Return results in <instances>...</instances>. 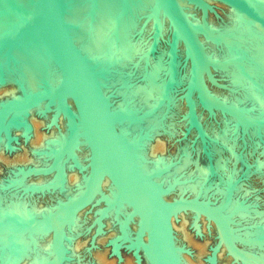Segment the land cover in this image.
<instances>
[{"label": "rangeland", "instance_id": "1", "mask_svg": "<svg viewBox=\"0 0 264 264\" xmlns=\"http://www.w3.org/2000/svg\"><path fill=\"white\" fill-rule=\"evenodd\" d=\"M22 3L24 6L31 4L30 0H22ZM11 4L12 2L10 1L3 3L2 8L6 5L10 7ZM224 7L228 6L222 2L211 0L205 8L195 5L185 13L191 21L192 19L198 21L197 24H201V22L204 23L203 20H205L207 26L214 34L221 33L226 37L228 36V41H232L236 35L233 34L232 30H229L233 27V23L227 22L226 18L229 16V13ZM238 24L240 23H237L235 26H238ZM138 34L139 32L136 31L133 41L137 42L138 40L139 42H137V44L141 46L145 45L144 48H146L147 43H149L152 38V34L148 33L149 35L147 34L143 40ZM167 35L164 32L161 42L162 44L166 43L168 46L169 41L166 42ZM203 37L205 41L204 43H202V41L200 43L208 56L220 62L229 58V55L228 57L225 55L222 47H219V45L215 43L213 44V42L205 36ZM148 40L149 42H147ZM148 48H146V51H148ZM105 52L107 53L108 51ZM139 52L141 51L136 52L135 55V58H137L136 62L134 58L124 65H120L117 61L113 60L112 57H109L111 55L109 52L107 53L106 61H104L103 65L98 69H108L106 73H111V71L116 70V73L112 72L113 74H117L118 71H123L117 74L121 77V80H114L112 83L106 84V90L110 92L109 94L112 97L111 100L114 105L120 98L117 91H119L118 93H122L125 90L124 88L142 82L143 77L137 72L136 66L144 54ZM6 60V57H0V66L2 68L4 67V70H8L7 65L5 66V64H7ZM209 67H211L210 72H205L206 78L203 76L209 92L212 93L214 97L217 96V98L222 99L223 102H228L230 104V102L235 101L234 94H239V89L230 86V74L228 73L227 75L224 69L212 68V66ZM180 68L184 69L183 60H181ZM127 73L130 76L133 75L131 81L129 80L132 77H129ZM208 74L211 76L208 77ZM4 82L5 80H3V82L0 80V83ZM42 84H44V82H39L34 88L40 87ZM110 84L112 86H110ZM177 87V90L171 88L169 97L166 98V101L162 105L157 106L159 110L161 109L160 111L156 109L148 114V116L151 117L150 122H141L138 124V127L136 125L134 128L124 126L125 128L122 132L129 135V142L133 143L134 140H137V148L145 149L149 145L156 147L153 152L149 153V151H147L145 155V157H147H144L143 160L148 164V170H150L149 175H152H150L151 181L153 182L155 178H158L157 182L153 183L157 188L164 190L159 191L160 195L161 193H165L163 196L164 199L168 200L177 196H189L193 194L194 191L192 188L195 187V192L198 190L199 193L203 192L206 194V199L203 198L204 201L220 203L226 191V181L229 183V177L232 179V177L239 173L244 164L237 154L238 150H243L242 141L239 139V130L234 127L235 123L233 121L228 123L230 125L229 127H232L228 132L230 136L229 141L233 142V140H235L241 145L240 147L238 146L239 144L234 146L233 153H231L228 147L226 148V146L220 144L218 138H216V135L218 136V132L221 130V126L227 124L225 123L226 120L224 119L223 113L220 111L222 114H213V112L210 113L203 108H198L196 114L201 126V131L199 132L195 128L197 125L189 117L188 106L185 99L186 85L184 84ZM114 89H118L116 93H114ZM19 93L20 87L15 77H8L6 82L0 86V105ZM159 95L154 94L147 101L143 102L142 100L138 101L137 98H134L133 94H130L127 97L128 99H125V104H123L126 106V104L133 103L132 112L137 114L155 105ZM172 103L176 106H180V108L177 109L173 107ZM182 104L184 106H182ZM236 105L245 106V108L251 112L250 116L262 110L260 107H257L258 105L249 100H242L239 104L236 103ZM38 106L39 107L35 108L31 107L29 109L30 112L26 114L23 113L21 119L20 116L17 118L18 121V119L22 120L24 117V122L28 124L32 123L33 127L27 134L25 130H23V127L22 129L18 126H14L13 123L10 122L12 115L2 128L3 132L1 131L0 135V264H48L52 259L51 257L54 255V244L51 240V236H54V232L52 234L46 229L34 231L28 229L22 230L20 228H25L26 223L39 218L38 215L42 217L50 214L53 212L52 209L54 207L58 208L61 205L62 201L66 199L65 197L76 191L78 192L79 182H74L72 178V180H70V187H59L57 185L53 186L52 184L55 177L50 173L53 171L52 163L54 162L51 161L53 160V155L49 154V151L52 150V148H58L60 139H63L65 135L64 131L61 130H64L65 126L63 125L66 124H63L65 122L62 123L64 120L63 117H60L61 115L56 116L58 125L51 121L57 112L55 111V106L48 100H42L41 104L39 103ZM213 110L215 111L217 109L213 108ZM36 119L37 121H34ZM38 123L40 124L39 126ZM7 125L9 131L5 133L4 128ZM9 125H12V127H9ZM54 125H57V128ZM116 125L118 130L122 128L121 125ZM48 130L51 132L52 130H58L59 132L57 133L58 135L55 134V136L49 133L52 139L45 141L47 144L45 142V144H43L41 138L44 134L49 135L48 132L50 131ZM61 134H63V136ZM141 139H145L147 142L144 144L140 141ZM247 139L249 140V137ZM78 148L76 147V150L79 151L81 155V162H83V164H81L83 165L82 167L77 168V163L74 162L72 157H63L64 159L62 160L64 162L65 171H67V173L69 171L70 173L73 169H76L77 172H80V178L82 180L84 176L82 170L88 166L89 163L87 160L89 156L85 155V148L82 149L83 153L81 151L82 147ZM244 153L247 156L246 160L250 167L254 165L256 160L258 162L259 160L264 162V154L260 153L258 150L248 149ZM156 162H158V165L155 166ZM156 167L159 168V171ZM252 169L248 171L244 169V173H240V175H243L241 177L242 186L239 188V191L235 192V194L233 193V200L236 205L243 204L244 207H247V205L248 207H252L254 206L253 204H255V206L260 207L259 209L261 211L263 210L262 215H264V176L257 175ZM200 184L201 186H199ZM109 192L104 189L99 193V196L97 195L86 204L83 211L78 215L77 225H74L76 230H74V228H69L67 225L65 226V245L68 247V252L70 251L69 249L73 251L68 257H65L63 264H67V261H71L70 264H146L141 249L134 248V245H136L135 239L137 238L139 230H136L138 223L136 225L134 220V224L131 221L128 226L126 225V231L124 230L125 234H123L124 231L122 227L125 224L124 221L126 217H124L125 215L123 216L122 213L125 212V210L119 212L115 208H111L109 206L110 204H105L106 200L104 196H108L106 194ZM253 201L257 202L252 203ZM234 206L229 209L230 212L233 210ZM105 208L107 211L104 212ZM229 211L227 214L230 213ZM102 213L104 214L101 216ZM180 215L174 219V228L176 230H171V235L174 236L172 237V242L174 241L175 244L178 243L176 246L180 245L182 250H185L184 252L189 255H196L197 251L204 244L205 251L200 254V258L208 264V250L216 236L213 224L211 222L209 223L207 219L205 221V219L203 220L197 216L195 218L194 213L190 211H182ZM99 218L101 225L100 229L97 223ZM194 218L195 226L193 224ZM256 218H254L255 221ZM228 219H232L229 223L236 231L239 229H241L240 231H244L245 229L249 230V228L252 229L256 225L254 220L251 221L246 216H244V218H239L238 213L234 212V210L231 215L228 216ZM262 220V222H264V216ZM177 230L178 232H176ZM121 233L124 236L121 237ZM176 233H178V235ZM184 233L187 235V238L184 237ZM133 238V245L130 244L128 246V243H130V240ZM114 241L118 242V254L113 248L114 245L112 243ZM257 249L264 252V243L261 246H257ZM137 253L141 261L139 263L135 260ZM218 262L219 264H241L240 259L230 258L229 254L226 252L219 256ZM49 264H52V261Z\"/></svg>", "mask_w": 264, "mask_h": 264}, {"label": "bare ground", "instance_id": "2", "mask_svg": "<svg viewBox=\"0 0 264 264\" xmlns=\"http://www.w3.org/2000/svg\"><path fill=\"white\" fill-rule=\"evenodd\" d=\"M9 1L13 2V0H1L0 1V8H1L0 9V13H1L0 14V29L4 27L6 24H8L10 21H13L15 18L19 16V12L17 11L16 8H14L13 4H11L10 7L6 5L5 7L2 8V4L7 3ZM16 1L19 2L20 4H23L20 0H16ZM261 1L264 3V0H261ZM30 2H31L30 5H27V6L25 5V6L35 7L36 0H30ZM176 2L179 5L182 12L185 13V12H188L190 8L194 7L195 5L201 8H205V6L209 4L211 0H176ZM155 8H156V15H155ZM224 9L229 13V16L226 18L227 22L233 23L232 25L233 27H231L229 30H232L233 34H235L236 36L234 37L233 40L231 39L232 41H228L227 40L228 36L226 37L225 35L221 33L214 34L207 26L205 20H203L204 23L201 22V24L200 23L197 24L198 21H196L195 19H192V21L189 19V21H190V25L192 26L204 28V31L200 29H194V28L190 29L191 33L193 34L197 42L199 52L204 57L214 62H220L219 60H213L212 57L208 56L206 51L203 50L201 43H200L201 41L202 43H204L205 41L203 36L210 39L213 42V44L215 43L219 45V47H222L227 57L229 55L228 59L220 63H212V62H209L199 57V68H200L199 76H200L202 87L206 95L210 99L214 100L215 102H218L226 106L231 111H228L224 107L214 104L208 101L207 99L203 98L202 95L200 94L197 84L193 81L191 84L188 97H187V94L185 96L187 97V99L189 98L191 102L192 111L190 108L189 101H187V99L185 98L187 102V106L191 112L189 114V117L191 120L194 121L197 127L200 128L201 126L198 122V119H197L198 116L196 114V110L198 108H201V109L203 108L207 112L208 111L210 113L213 112V114L215 113L219 114L222 112L224 115V119L226 120L225 123L227 124H224L221 126V130L218 132V136L216 135V138H218L220 144L226 146V148L228 147V150L231 153H233L232 152L233 147L238 145L239 142H236L235 140H233V142L229 141L230 136L228 132L229 130H231L232 127H229L230 125L228 123L230 121L235 122V125H234L235 128H238V126H241L244 129V133H243V141H242L243 150L240 151V159L243 163L247 165L245 170L248 171L249 169L253 168L252 170L254 173L256 172L257 175L264 176V162L260 160L258 162L256 160L254 162V165L250 167L246 160L247 156L244 153L246 150L250 149V150H258L260 153L264 154V36L255 26H253L246 18L239 15L233 8L228 6V7H224ZM62 13H63L64 21L66 23V28L69 32L71 39L73 40L75 45L78 47V49L81 51V53L85 57L86 62L89 65V67L93 71H95V74H96L95 78L100 86V89L107 102L108 107L111 109H114V107L119 108V111L116 112L117 113L116 124H119L122 127L119 129L121 138L123 139L127 148L129 149V151L135 158L137 164H139L140 167L143 169L142 171L148 172V164L143 159L147 151H149V153L153 152L154 149H156V147L149 145L145 149L137 148L136 147L137 140L136 141L134 140L133 143L129 142L130 141L129 135L124 134L122 130L125 128L124 126H130L131 128H134L136 125L138 127V124H140L141 122H145V123L150 122L151 117L148 116V114L151 113L152 110H149L148 112H146V114L145 113L140 114L141 116L139 117L134 116L135 114L132 112L133 103L126 104L125 106L124 101L130 94H133L134 98H137L138 101L142 100L143 102H145L150 97H152L154 94H157V95L162 94L161 90L163 91L164 86H165V91H166V92L164 91L165 99L160 104L162 105L166 101V98L169 97V94H170L169 92L171 88L177 90L178 89L177 86H181L184 84L186 85V82L187 83L190 82V79H191L190 52L186 46L185 41L182 38V35L179 32L176 33L175 47H174L173 52L172 51L170 52L169 43L171 40L170 35L173 29L172 21L164 5L161 2L156 7H154V0H62ZM237 23H240V24H238V26H235L237 25ZM136 31L139 32L138 36L142 38V40L145 39L148 33L152 34V43L150 39H149L150 42L149 40L147 41L151 43L149 48L147 47L148 51H144V49H146L144 48L145 45L141 46L137 44V42H139L138 40L137 42L133 41V37ZM164 32L166 33V35L168 34L166 36V42L169 41L168 46L166 45V43L162 44L161 42ZM149 43H147V46L149 45ZM104 50L108 51L107 53L110 52L111 55L109 57H112V59L117 61L120 65H124L128 61H132L136 57L135 56L136 52L141 51L139 53H144V56L139 60V65H137V68H136L137 72L141 74V76L143 77L142 82L137 83L132 86L129 85L130 87L124 88L125 90L124 91L122 90L123 91L122 93H118L119 92L117 91L118 89L117 90L114 89V93H116L117 91V94H119V97H120L118 100L119 103L117 101L115 105L110 99V94H109L110 92L106 90V87H107L106 84L112 83V81L114 80H121V77H119L117 74H120L123 71H118L117 74H113L112 72L116 73V70L111 71V73H106L108 69L98 70L100 69V66L103 65L104 61H106L105 59H106L107 53ZM3 56L4 58L5 57L7 58L6 60L7 64H5V66L7 65L8 70H4L3 69L4 67L2 68L0 66V80L2 82L3 80L6 81L8 77L13 76L15 77L16 82L17 81L21 82L22 88H24L25 86V88L31 89L32 87L34 88L35 85L39 84V82L51 83L57 80V78L59 77L58 68L45 44V41L40 36V29L38 25L35 26L33 35H24L20 39H18L15 43H12L10 46H6L3 49H1L0 57H3ZM181 60H183L184 62V69L180 68ZM209 66H212V68L224 69L227 75L228 73L230 74V80H231L230 86H232L235 89H239V94H234L235 101L230 102V104L228 102H223L222 99L217 98V96L214 97L212 93L209 92V89L207 88L206 83L204 81V77L206 78L205 72L209 73L211 70V67ZM135 71H134V74H135ZM203 71H204V74H203ZM127 75L129 77H132L129 80L131 81L133 79V75L130 76L128 73ZM210 76L211 75L208 74V77ZM110 86L112 85L110 84ZM106 93H108L109 95ZM64 96L66 98L67 107L70 109V112H71V118L73 120L74 127L72 128V126H70L69 121H66V125H63L65 126L64 130H61V131H64L65 135L63 136V134H61L64 138L60 139L59 145L57 144L59 149L52 148V150L49 151V154L53 155L52 158L54 162L52 163L53 171L50 174L54 175L55 177L52 182L53 186L57 185L59 187H62V186L70 187L71 186L70 180L73 179L74 182L75 181L79 182L78 189H77L79 191L86 183L87 178L95 165V161L92 158V155H91V152L88 146V142L85 136V132L77 117V114L75 112V109L71 101V98L66 92L64 93ZM47 100L55 106V111L57 112V114L54 115L51 121H53L54 124H57L58 121H56V116L61 115L62 113V110L58 104V95L48 98ZM68 100H69V103H68ZM242 100L252 101L256 105H258L257 106L258 108L260 107L262 110L250 116L251 112L247 110L245 106L236 105V103L239 104V102ZM41 102L42 101L34 102L33 104L22 105L21 107H18L13 112H11L7 118H10L13 115L11 117L12 119L10 120V122L14 124L19 123V125H22L20 126V128L23 127L24 129L23 128L22 129L25 130V133L27 134V132L31 130L33 127L32 123L28 124L24 122L23 121L24 117L22 118V120L18 119V121H17V118L20 116V119H21V116H23L22 115L23 113L26 114L31 107L38 106L39 103L41 104ZM172 106L176 107L177 109L180 108V106H176L174 105V103H172ZM182 106L184 105L182 104ZM213 108L219 111L217 110L214 111ZM156 109L158 111L161 110V109L159 110L158 107H155L154 110ZM154 113H158V112H154ZM34 121H37V119ZM63 122L65 121H62V123ZM4 124L5 123H3L0 126V132L2 131V128L4 127ZM39 125L40 124L38 123V126ZM7 128H8V125L6 126V129ZM56 131L52 130V132L50 131L48 132V134L51 133V134H54V136L55 134L58 135L57 133L59 131L58 130ZM247 136L249 137V140L247 139L248 138ZM51 137L52 136L50 134L49 135L44 134L41 138L42 143L45 144L46 143L45 141L52 139ZM146 142L147 141H145L144 139L142 140V143L145 144ZM238 146L240 147L241 145L239 144ZM76 147L77 148L82 147L81 148L82 153H83L82 149L85 148V155L89 156V159L87 160L89 164L88 166H86V168L82 170V172L84 173L82 180L80 178V172H77L76 169L75 170L73 169V171H71L70 173L68 171L67 173V171H65V167L63 166V160H62L64 159L63 157H72L74 162L77 163V168H80L83 166L81 165L83 164V162H81V155L79 151L76 150ZM256 159H259V158H256ZM104 176L106 175H103V177ZM242 176L243 175H240L238 181L231 186V199L228 205L220 212L222 216L227 214L229 209L232 208V206H234L235 203L233 200L234 198L233 195L235 194V192L239 191V188L242 186V179H241ZM103 177H102L103 181L102 179L100 180V183L102 185L99 183L98 185L99 187L97 186L96 191H99L100 193L101 191L105 189V191L108 190V192L111 191L113 193H118L117 192L118 189L116 190L117 187L115 186V184L113 185L108 177H104V178ZM157 180L158 178H155L154 183L157 182ZM192 190L195 192V187L192 188ZM157 191L159 192V191H164V190L157 189ZM159 195H160V192H159ZM164 195L165 193H161L162 197ZM205 195H206L205 193L202 194L201 196L202 199L205 198ZM196 197L200 199V193ZM104 198L106 200V203L108 204L110 203L114 206L116 205V208L117 209L121 208L122 212L123 210H125L127 213L128 210L132 208L131 204L120 193L118 194L116 199L112 201H110L107 198V196H104ZM256 202L253 201L252 203H256ZM86 204L87 203H85L83 206L85 207ZM253 205L254 206L252 207L251 206L248 207V205L247 207H244L243 204H238L237 205L238 207L234 209V212L238 213L239 218H242V217L244 218V216H246L251 221H253L254 218L257 217L256 221L254 220L256 225L252 229L249 228V230L245 229L244 231H240L241 229H239L237 230L238 231L237 232L236 229L233 228V230L236 233L242 234L244 236H256L257 234L264 231V222H262L263 221L262 218L264 216L262 215L263 210L261 211L259 209L260 208L259 206L257 207L255 206V204ZM83 206L78 208L75 212L67 216V218L65 219V223L66 225L69 224L68 225L69 228H74V230H76V227L74 225H77L78 216L77 217L75 216L77 212H79L81 209L84 208ZM105 211H107L106 208L104 209V212ZM181 212L182 211H178L171 215V218H170L171 219V230L175 229L174 219L177 216L179 217ZM50 214L43 216L42 218L43 221H40V222L31 220L29 223L25 224V227L31 224L34 226V228H27V229L35 231V230H45L51 226H55V230H54V238H55L54 239L55 241L54 242V257L55 259L54 260L58 259L56 264H63L64 261H62V259L65 260L64 257H68L73 250L69 249L70 251L68 252L67 251L68 247L66 248L63 247V238H65L64 237L65 235H63V231H62V234H60L59 242H57L56 225L58 223V220L51 221L49 218L46 219L48 216H50ZM103 214L104 213H102L101 216ZM137 215L138 214H136V212L134 211L130 212L127 215L124 223L128 224V222H131V221L133 223V220H134V223L136 222V225L138 223V226L136 228L139 229V232L137 233L138 235L137 240L139 243L136 242V245L134 246L136 248L138 247L140 248V246H137V245L142 246L144 250V251L141 250L142 256L145 258L146 264H149L147 255L145 252V242L142 240V235L144 239L146 237L145 229H144L143 222L139 219ZM228 216H227V219H228ZM197 217L203 220L205 219L200 214H197ZM230 220H228L227 223H229ZM97 221L99 225L98 227L100 229L101 227L100 218ZM210 222L211 221H209V223ZM125 224L122 227L123 231L125 230ZM176 232H178V230ZM176 234L178 235V233ZM183 235L185 238H187V235L185 233ZM140 239H141V242H140ZM112 244L114 245L113 246L114 250L118 254L117 242L114 241ZM177 244H175V242L173 241V246L175 248V252L177 254V258L180 264H206V262L202 261L200 258V254L204 253L205 251L204 244L197 251L196 255L187 254L186 252H184L185 250L184 251L182 250V247H180V245L176 246ZM262 244L263 243L258 244V245L256 244H239V245H241V247L243 246L244 248L255 251L262 258H264V252L257 249V246H261ZM225 252L229 254L230 258L232 257L237 260L240 259L238 256L231 254L225 246H221L219 253L217 254V258L215 259L216 264H219L218 262L219 256ZM135 260L138 263L141 262L138 253L136 254ZM246 262L247 264H254L253 262L248 261V260H246ZM246 262L241 260V264H246ZM66 263L70 264L71 261L69 262L67 261Z\"/></svg>", "mask_w": 264, "mask_h": 264}, {"label": "water", "instance_id": "3", "mask_svg": "<svg viewBox=\"0 0 264 264\" xmlns=\"http://www.w3.org/2000/svg\"><path fill=\"white\" fill-rule=\"evenodd\" d=\"M216 1L233 8L264 36V3L261 0ZM160 2L164 5L172 21L173 29L169 43L170 52L174 50L175 35L178 32L182 35L190 52L191 79L190 82L186 83L185 96L187 94L188 97L191 84L194 81L203 98L231 111L226 106L210 99L206 95L200 81L199 57L212 63H220L204 57L199 52L197 42L190 29L194 28L204 31V28L190 25L189 18L182 12L176 0H154V7ZM12 4L19 12V16L0 29V50L15 43L24 35H33L34 28L38 25L40 36L45 41L58 68L59 77L51 83L45 82L42 86L34 89L25 90L19 86L20 93L1 104L0 125L5 116L16 108L58 95V104L66 120L69 121L70 126L73 128L74 123L71 118V112L67 107L64 96L66 92L71 98L77 117L85 132L92 158L95 161V165L84 186L73 196H69L65 201H62L61 205L52 210L53 212L46 218H49L51 221L58 220L56 225L57 242H59L62 226L67 216L90 200L97 190L101 175L105 173L111 178L119 193L128 200L133 211L138 214L139 219L143 222L146 234L145 252L149 264H180L172 242L170 215L182 209L195 211V218L198 213H201L215 224L217 236L210 247L208 254L209 264H216L215 253L221 243L225 244L231 254L238 256L244 262L248 260L254 264H264V258L258 253L238 246L234 242V240H237L242 244L256 245L264 243V231L256 236H244L235 233L233 228L227 224L229 220L227 219V215L231 214L238 207L236 204L229 214L224 216L220 214L231 199V186L238 181L240 173L244 171L247 165L244 163L240 172L232 177V179L229 177V183L226 181L225 195L219 204L215 205L198 200L196 196L163 200L157 191V189H163L155 187L149 180V175L147 176L142 172L117 132L115 120L117 117L116 112L119 109L109 110L95 78V71L89 67L85 57L71 39L63 18L62 0H36L35 7H25L16 0H13ZM164 91L165 86L162 94L158 96L155 105L134 116L139 117L141 113L146 114L149 110H154L165 99L166 91ZM187 97L185 98L187 99ZM187 101H189L191 108L189 98ZM188 113H191L189 108ZM195 128L199 132L201 131V127L195 126ZM238 130L239 139L243 141L244 129L238 126ZM237 154L240 157L239 150ZM42 218L43 216L34 221H43ZM195 218L193 221L194 226ZM26 228H34V226L30 224L20 229ZM53 257H51L52 259L49 263L52 261V264H56L58 259L54 260L55 257Z\"/></svg>", "mask_w": 264, "mask_h": 264}, {"label": "flooded vegetation", "instance_id": "4", "mask_svg": "<svg viewBox=\"0 0 264 264\" xmlns=\"http://www.w3.org/2000/svg\"><path fill=\"white\" fill-rule=\"evenodd\" d=\"M20 1L22 2V0H20ZM2 6H3V5H2ZM151 20H152V19H151ZM152 22H153V21H152ZM161 22H162V21H161ZM153 24H154V23H153ZM160 39H161V38H160ZM151 43H152V38H151ZM151 43H149L148 46H150ZM148 46H147V47H148ZM147 47H146V48H147ZM144 51H146V49H144ZM144 51H143V52H144ZM142 54H144V53H142ZM138 56H139V55H138ZM136 59H137V58H136ZM136 59H135V62H136ZM134 65H135V64H134ZM137 65H139V61H138V64H137ZM136 67H137V66H136ZM5 82H6V81H5ZM5 82H4V83H5ZM4 83H0V85H1V84H4ZM17 83H18V86H21V87H22L21 82H18V81H17ZM44 83H45V82H44ZM186 83H187V82H186ZM23 86H24V85H23ZM99 87H100V86H99ZM24 88H25V86H24ZM26 89H27V88H25V90H26ZM32 89H34V88H32ZM27 90H28V89H27ZM101 92H102V91H101ZM111 92H112V91H111ZM161 93H162V90H161ZM106 94H108V93H106ZM108 95H109V94H108ZM192 96H193V95H192ZM65 99H66V98H65ZM110 99H111V96H110ZM43 100H47V99H43ZM68 103H69V100H68ZM54 104H55V103H54ZM72 104H73V103H72ZM35 107H38V106H35ZM35 107H33V108H35ZM73 107H74V106H73ZM0 108H1V105H0ZM108 108H109V107H108ZM115 109H119V108H118V107H114V109L109 108V110H115ZM121 109H122V108H121ZM28 112H29V110H28ZM197 113H198V112H197ZM9 115H10V113L7 114V115L5 116V118L3 119V121H5L6 118H7ZM61 115H62L61 117H63V119H64V121H65V124H66V121H67V120H66V117L64 116L63 111H62ZM8 119H9V118H7V120H6L5 122L2 121V122H1V125H2L3 123L6 124V122L8 121ZM5 124H4V125H5ZM1 125H0V126H1ZM13 125H14V126H18V127L22 126V125H19V123H17V124H14V123H13ZM115 126H116V120H115ZM9 127H12V125H9ZM4 129H5V133H8V132H6V131H9V130L6 129V127H5ZM10 129H11V128H10ZM116 130H117V132H118L119 135H120V130H118L117 127H116ZM144 131H145V130H144ZM2 132H3V130H2ZM0 135H1V132H0ZM120 136H121V135H120ZM122 140H123V139H122ZM144 140H145V139H144ZM141 141H142V140H141ZM124 143H125V142H124ZM125 145H126V144H125ZM126 147H127V146H126ZM89 149H90V148H89ZM127 149H128V148H127ZM128 150H129V149H128ZM129 152H130V151H129ZM130 154H131V152H130ZM131 156L133 157L132 154H131ZM133 159L135 160L134 157H133ZM239 160H240V159H239ZM51 161H53V160H51ZM135 161H136V160H135ZM136 163H137V162H136ZM138 165H139V164H138ZM156 165H158V162L155 163V166H156ZM63 166H64V162H63ZM139 167H140V165H139ZM156 168H158V167H156ZM140 169L143 170L141 167H140ZM154 169H155V168H154ZM154 169H153V170H154ZM151 170H152V169H151ZM149 171H150V170H148V172H146V171H142V172L145 173V174L148 176V175H149ZM158 171H159V168H158ZM103 175H106V176H104V177H108V178L110 179V181L112 182V184L114 185V182H113V181L111 180V178H110L107 174H105V173H103V174L101 175L100 180L102 179ZM156 175H157V174H156ZM104 177H103V178H104ZM148 177H149V180L151 181L150 175H149ZM100 180H99V183H100ZM154 180H155V179H154ZM154 180H153V182H154ZM102 181H103V179H102ZM102 181H101V182H102ZM151 182H152V181H151ZM153 182H152V183H153ZM99 183H98V185H99ZM100 184H101V183H100ZM153 184H154V183H153ZM101 185H102V184H101ZM115 186H116V185H115ZM199 186H201V184H200ZM199 186H198V187H199ZM98 187H99V186H98ZM155 187H156V186H155ZM115 188H116V187H115ZM117 189H118V188H116V190H117ZM117 192H118V193H113V192L110 191L109 193L106 194V195H108L107 198L110 199V201L116 199V197H117L118 194H119V191H118V190H117ZM75 193H77V191H76ZM75 193L70 194L69 196H73ZM158 193H159V192H158ZM109 194H110V195H109ZM197 194H199V191H198V190H197L195 193H193V194H191V195H189V196H177V197H174V198H178V197L191 198V197L196 196ZM202 194H203V192L200 193V199H199V198H197V199H198V200H202V201H204V200L202 199V197H201ZM97 195H98V196L100 195V194H99V191H95V193H94L93 196L90 198V200L93 199L94 197H96ZM224 195H225V194H224ZM69 196H67V197H69ZM160 196H161V195H160ZM67 197H65V198L67 199ZM161 198H163V197L161 196ZM174 198H171V199H168V200H172V199H174ZM223 198H224V197H223ZM66 199H64L63 201H65ZM90 200H89V201H90ZM163 200H166V199L163 198ZM89 201H88V202H89ZM127 201H128V200H127ZM88 202H87V204H88ZM206 202H208V203H212V202H209V201H206ZM122 203H123V202H122ZM122 203H121V204H122ZM105 204H106V202H105ZM109 204H110V203H109ZM212 204H215V205H216V204H219V203H216V202H215V203H212ZM85 206H86V205H85ZM109 206H110L111 208H115V209H116L117 211H119V212L121 211V208L117 209V208H116V205L114 206V205L110 204ZM83 207H84V206H83ZM110 207H109V208H110ZM131 207H132V206H131ZM84 208H85V207H84ZM84 208H83V209H84ZM54 209H55V207H54L52 210H54ZM83 209H81V210L83 211ZM100 209H101V208H100ZM81 210H80V211H81ZM108 210H109V209H108ZM129 210H130V211H129ZM129 210H128L127 213H126V211L122 213L123 216L126 214L124 217H127V215H128L130 212L133 211L132 208L129 209ZM80 211L77 212V214H76L75 217L78 216V214L80 213ZM178 211H191L192 213L195 212V211L190 210V209L177 210L176 212H178ZM174 213H175V212H174ZM195 213H196V212H195ZM195 213H194V214H195ZM136 214H137V213H136ZM172 214H173V213H172ZM172 214H171V215H172ZM198 214H200V215H201L202 217H204L205 219L211 221V223L213 224V226L215 225V224L213 223V221L210 220V219H208L205 215H203V214H201V213H198ZM171 215H170V218H171ZM195 215H196V214H195ZM137 216H138V215H137ZM38 217L41 218V215H38ZM75 217H74V219H75ZM124 217H123V218H124ZM138 217H139V216H138ZM123 220H124V219H123ZM129 221H130V220H129ZM122 222H123V221H122ZM129 223H130V222H128V224H125V227H126V225L128 226ZM121 224H122V223H121ZM170 224H171V219H170ZM227 224H229V223H227ZM68 225H69V224H67V226H68ZM230 225H231V224H229V226H230ZM65 226H66V223H64L63 226H62L63 235H65V232H64V228H65ZM136 227H137V226H136ZM230 227L233 228L232 225H231ZM26 229H27V228H26ZM144 229H145V228H144ZM214 229H215V233H216V228H215V226H214ZM28 230H29V229H28ZM46 230H47L48 232H51V233L53 234V232H54V230H55V226H51V227L47 228ZM120 230H121V229H120ZM136 230H137V228H136ZM136 230H135V231H136ZM138 232H139V230H138ZM234 232H235V231H234ZM235 233H236V232H235ZM121 234H122V233H121ZM123 234H125V231H124ZM123 234L121 235V237L124 236ZM137 236H138V235H137ZM145 236H146V234H145ZM216 236H217V233H216ZM216 236H215V237H216ZM61 237H62V236H61ZM134 238H135V233H134ZM134 238L130 240V243H128V246H129L130 244H132V240H134ZM54 239H55L54 236H51V240L53 241V244H54V242H55ZM135 240H137V238H136ZM142 240H143L144 242H145V240H146V237H145V239H144V238H143V235H142ZM214 240H215V239H214ZM116 241H117V240H116ZM124 241H125V240H124ZM135 242L139 243L138 240L135 241ZM140 242H141V239H140ZM213 242H214V241H213ZM234 242H235V244L237 243L238 246H241V245H239V244H242L241 242H239V241H237V240H234ZM117 243H118V242H117ZM212 244H213V243H212ZM212 244H211V245H212ZM223 244H224V243H221V245L219 246V249H218L217 252L215 253V259L217 258V254H218V252H219L221 246H225V244H224V245H223ZM132 245H133V244H132ZM211 245H210V247H211ZM137 246H140L141 250H143V248H142L141 245H137ZM63 247L66 248V245H65V238H63ZM225 247H226V246H225ZM242 247H243V246H242ZM64 248H63V249H64ZM134 248H136V247L134 246ZM138 248H139V247H138ZM226 248H227V247H226ZM143 251H144V250H143ZM209 252H210V248H209V250H208V254H209ZM208 254H207V263L209 264ZM64 259H65V257H64ZM62 261H64V260L62 259ZM215 263H216V260H215Z\"/></svg>", "mask_w": 264, "mask_h": 264}]
</instances>
